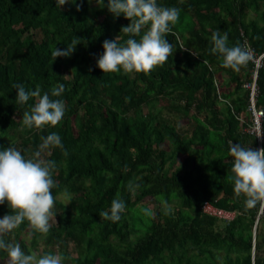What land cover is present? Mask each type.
<instances>
[{
	"label": "trees",
	"instance_id": "16d2710c",
	"mask_svg": "<svg viewBox=\"0 0 264 264\" xmlns=\"http://www.w3.org/2000/svg\"><path fill=\"white\" fill-rule=\"evenodd\" d=\"M159 2L181 8L166 34L175 50L150 72L125 73L103 72L95 61L106 38H128L121 26L129 18L96 0H0V147L55 161L49 232L25 219L4 234L26 253L41 244L37 255L54 252L64 264H264V210L254 228L261 200L249 208L229 180L230 141L257 148L255 136L242 132L249 113L241 83L250 62L236 71L210 51L216 30L228 32L230 46L241 44L242 31L256 53L264 51V0ZM249 11L257 16L247 18ZM73 40L74 52L52 58L53 47ZM57 82L66 86L53 97L65 102L61 121L26 127L23 113L37 97L18 104L14 85L43 94ZM257 83L264 110V64ZM261 127L264 147V115ZM53 131L62 147H41ZM60 193L69 194L67 203ZM114 198L126 202L117 221L101 215ZM205 200L238 214L226 224L201 212ZM12 212L0 204V216ZM2 261L8 256L0 249Z\"/></svg>",
	"mask_w": 264,
	"mask_h": 264
},
{
	"label": "clouds",
	"instance_id": "9594fccd",
	"mask_svg": "<svg viewBox=\"0 0 264 264\" xmlns=\"http://www.w3.org/2000/svg\"><path fill=\"white\" fill-rule=\"evenodd\" d=\"M57 2L63 5L66 0ZM96 4L106 7L113 16L122 14L130 19V23L121 26L123 33L129 34L125 41L106 38L102 42L103 51L97 55L95 63L103 72L123 70L125 73H147L172 56L175 48L166 39V34L179 20L181 8L164 5L159 0H106V3L105 0H96ZM210 41V51L219 54L223 64L236 71L253 58V53L241 44L229 45L227 31L222 34L219 30L213 31ZM78 42L73 40L64 48L53 47L52 58L70 55ZM65 87L64 83L57 82L50 92L41 94L39 86L29 91L22 83L14 85L18 104H25L30 97H37L30 111L23 113V124L28 128L58 124L65 113V102L62 98L53 97H61ZM62 144L59 133L53 131L43 138L41 147H62ZM228 151L233 158L229 180L234 193L237 196L243 194L246 205L254 207L264 199V147L257 149L230 141ZM54 167L55 161L41 158L40 151H36L33 157H27L14 146L0 147V204L7 202L13 210L12 214L0 216V249L7 252L8 264H64L59 254L26 253L19 242L4 239V234L18 227L25 219L36 231L49 232L50 220L56 214L52 192L57 186L52 175ZM125 208L123 199L114 198L110 211L101 210V215L117 221Z\"/></svg>",
	"mask_w": 264,
	"mask_h": 264
},
{
	"label": "built area",
	"instance_id": "2783aa9c",
	"mask_svg": "<svg viewBox=\"0 0 264 264\" xmlns=\"http://www.w3.org/2000/svg\"><path fill=\"white\" fill-rule=\"evenodd\" d=\"M240 33L242 37L241 45L248 48L253 53V58L249 61L250 68L248 70V74L241 83V87L247 92L248 99L246 104L247 105L246 110L249 113V122L242 127V132L250 133L255 136L257 141V149H258L261 148V142H262L261 122L264 115V110L262 106L258 105L257 103V98L259 95V86L257 80H258V72L263 67L264 64V51L260 53H256L252 45L250 44L247 36L243 35L244 33L242 31ZM215 85H217L216 80H215ZM239 120L245 122V118L243 116L239 117ZM200 210L202 213L217 218L218 220H221L226 224L232 222L238 214V211L235 209L219 207L209 200H205L200 205ZM263 210H264V199L261 200L258 216L262 214ZM253 231L255 233V229H253Z\"/></svg>",
	"mask_w": 264,
	"mask_h": 264
},
{
	"label": "rangeland",
	"instance_id": "374dc122",
	"mask_svg": "<svg viewBox=\"0 0 264 264\" xmlns=\"http://www.w3.org/2000/svg\"><path fill=\"white\" fill-rule=\"evenodd\" d=\"M262 9V8H261ZM257 15L255 14V12L254 11H249L248 12V14H247V18H255ZM155 106L157 107L158 106V103L157 104H155ZM144 111H146V108H144ZM181 122H182V124H184L185 122H186V120H181ZM180 160H181V157L180 158H178V160H177V164L180 162ZM56 198L58 199V200H60V201H62L63 203H67L68 202V200H69V194H65V193H60V194H58L57 196H56ZM148 206H149V208H151V209H156V207H157V204L156 203H154V202H149L148 203ZM55 221H56V219H55V217L53 218V219H51L50 220V223H55ZM263 224V223H262ZM21 236L23 237V238H25V240L28 242L29 241V235L28 234H26V233H22L21 234ZM41 244L39 245V246H37L36 248H37V251H34L35 253L36 252H39L42 248H41ZM68 249H69V251H70V253L71 254H75V250H74V248H73V246H72V244H70V245H68ZM2 263L3 264H8V261H2Z\"/></svg>",
	"mask_w": 264,
	"mask_h": 264
},
{
	"label": "water",
	"instance_id": "95a60500",
	"mask_svg": "<svg viewBox=\"0 0 264 264\" xmlns=\"http://www.w3.org/2000/svg\"><path fill=\"white\" fill-rule=\"evenodd\" d=\"M258 218H259V216L257 215L255 223H254V228L256 227V223H257ZM253 235H254V231H253Z\"/></svg>",
	"mask_w": 264,
	"mask_h": 264
}]
</instances>
